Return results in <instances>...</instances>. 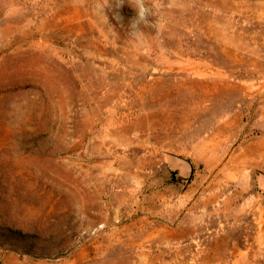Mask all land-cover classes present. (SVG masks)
<instances>
[{
	"label": "rangeland",
	"instance_id": "obj_1",
	"mask_svg": "<svg viewBox=\"0 0 264 264\" xmlns=\"http://www.w3.org/2000/svg\"><path fill=\"white\" fill-rule=\"evenodd\" d=\"M154 5L0 0V264H264V0Z\"/></svg>",
	"mask_w": 264,
	"mask_h": 264
},
{
	"label": "clouds",
	"instance_id": "obj_2",
	"mask_svg": "<svg viewBox=\"0 0 264 264\" xmlns=\"http://www.w3.org/2000/svg\"><path fill=\"white\" fill-rule=\"evenodd\" d=\"M114 3L117 7L123 6L125 0H108V6ZM127 3L135 11V16L129 22L128 36L133 42H140L146 36L143 28L152 27L156 29V35L161 31L157 9L154 0H127ZM156 17V22L152 23L149 17Z\"/></svg>",
	"mask_w": 264,
	"mask_h": 264
},
{
	"label": "water",
	"instance_id": "obj_3",
	"mask_svg": "<svg viewBox=\"0 0 264 264\" xmlns=\"http://www.w3.org/2000/svg\"><path fill=\"white\" fill-rule=\"evenodd\" d=\"M175 159L178 161V162H182L183 164H185L188 168L191 169V164L188 160L184 159V158H181V157H175ZM259 183L261 185H264V174L262 173L259 177Z\"/></svg>",
	"mask_w": 264,
	"mask_h": 264
},
{
	"label": "bare ground",
	"instance_id": "obj_4",
	"mask_svg": "<svg viewBox=\"0 0 264 264\" xmlns=\"http://www.w3.org/2000/svg\"><path fill=\"white\" fill-rule=\"evenodd\" d=\"M212 116V115H211ZM206 117V116H205ZM208 125V124H207ZM206 126V125H205ZM207 127H209V126H207ZM215 128V127H214ZM207 130V129H206ZM208 140V139H207ZM205 142V141H204ZM207 144V143H206ZM207 146V145H206ZM209 146V145H208ZM185 147H187V146H185ZM195 147V146H194ZM206 148V147H205ZM209 148V147H208ZM193 150V149H192ZM199 150V149H198ZM200 151V150H199ZM204 151V150H203ZM206 151H207V149H206ZM205 153V152H204ZM206 154V153H205Z\"/></svg>",
	"mask_w": 264,
	"mask_h": 264
}]
</instances>
